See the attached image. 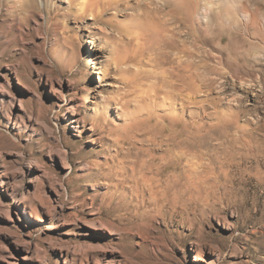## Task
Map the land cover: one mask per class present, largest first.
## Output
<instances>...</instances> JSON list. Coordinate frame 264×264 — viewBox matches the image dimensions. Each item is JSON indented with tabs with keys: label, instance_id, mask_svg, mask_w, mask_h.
<instances>
[{
	"label": "rangeland",
	"instance_id": "obj_1",
	"mask_svg": "<svg viewBox=\"0 0 264 264\" xmlns=\"http://www.w3.org/2000/svg\"><path fill=\"white\" fill-rule=\"evenodd\" d=\"M89 1L0 0V264H264V0Z\"/></svg>",
	"mask_w": 264,
	"mask_h": 264
},
{
	"label": "bare ground",
	"instance_id": "obj_2",
	"mask_svg": "<svg viewBox=\"0 0 264 264\" xmlns=\"http://www.w3.org/2000/svg\"><path fill=\"white\" fill-rule=\"evenodd\" d=\"M89 1V0H88ZM98 1V0H97ZM96 1V3H97ZM102 1V0H101ZM90 2V1H89ZM95 2V1H94ZM103 2V1H102ZM113 3V2H112ZM165 4L164 5H167V6H171L173 7L172 8V13L173 15H175V13L177 12L176 8L178 4V1L177 0H165L164 2ZM93 4V3H92ZM176 7V8H175ZM190 13L192 12V10L190 9L189 10ZM157 15V14H156ZM159 16V15H158ZM161 16V15H160ZM157 17V16H156ZM162 20V19H161ZM160 21V20H159ZM191 21V20H190ZM162 22V21H161ZM157 24V23H156ZM159 25V24H158ZM158 27V26H157ZM161 28V27H159ZM168 28V27H167ZM187 30H188V33L189 34H193L194 32V23L193 22H188L187 23ZM169 31V30H168ZM185 33V32H184ZM172 35V34H171ZM173 36V35H172ZM187 37V36H186ZM195 39V38H194ZM174 40V39H173ZM187 40V39H186ZM191 41V40H190ZM168 43V42H167ZM186 48H184L183 52L187 55V59L185 60H182L180 59V61H178L177 65L174 66L171 70H164V71H161L160 72V80L161 81H158L157 80V83H153L154 84V87H155V93L159 95V92L162 90V88L164 89L165 87V84L168 86V89L171 94V99H181L182 97V93H184V91L187 90V95H188V98L190 97V95L192 94V88H193V82H194V63L192 61V58H191V46L189 45H185ZM162 50V49H161ZM165 55V54H164ZM168 55V54H167ZM177 56V55H176ZM149 60V59H148ZM155 62H156V59H155ZM156 65V63H155ZM197 72V71H196ZM163 82V84L161 83ZM149 94V93H148ZM155 96V95H154ZM121 100V99H120ZM170 101V100H169ZM183 101V100H182ZM187 101V100H186ZM179 103H181L179 101ZM117 107L120 109H123L124 106L126 105L125 102H123L122 104L121 103H117ZM187 104V103H186ZM175 105V104H174ZM161 109V108H160ZM163 109V108H162ZM106 120V119H105ZM72 121H75V122H79L80 119L79 118H74ZM107 121V120H106ZM144 121V120H143ZM97 122V121H96ZM176 123V122H175ZM96 124V123H95ZM100 124V123H99ZM107 124V123H106ZM144 124V123H143ZM97 125V124H96ZM124 126V125H123ZM99 127V126H98ZM105 127V126H104ZM106 128V127H105ZM120 128V127H119ZM189 125L187 124V129H189ZM121 129V128H120ZM116 131V129H115ZM176 131V130H175ZM174 132V131H173ZM175 133V132H174ZM106 135V134H105ZM172 135V134H171ZM178 136H182V133L176 131V137ZM173 137V135H172ZM140 139V138H139ZM165 141V140H164ZM110 150V149H109ZM172 149H170L168 152H171ZM120 152V151H119ZM167 152V153H168ZM175 154H176V150H174ZM178 152V151H177ZM149 165V164H148ZM161 173V167H158L157 169V176H155V179H157L156 181L157 182H161V178L159 177ZM145 175V174H144ZM157 177V178H156ZM149 179V178H148ZM154 179V178H152ZM174 179V178H173ZM177 179V178H176ZM178 181V180H177ZM150 182V181H149ZM154 181H152L153 183ZM2 185H4V182L2 181ZM149 186V185H148ZM151 186V185H150ZM170 188L172 187H150V189H152V191H156L158 193L160 192H165L167 190H169ZM14 189V188H13ZM16 190V189H15ZM164 190V191H163ZM149 191V190H148ZM173 195V194H172ZM15 196V195H14ZM161 199V198H160ZM151 205V204H150ZM166 205V204H165ZM114 208V207H113ZM159 210V209H158ZM26 213L28 212V210H25ZM32 211V210H31ZM175 213V212H174ZM30 217L32 218H35L37 219L39 217V215L35 212H30ZM91 245V244H90ZM62 249V248H61ZM113 253V252H112ZM97 263V262H96ZM70 264H78L76 261H73L71 260Z\"/></svg>",
	"mask_w": 264,
	"mask_h": 264
}]
</instances>
